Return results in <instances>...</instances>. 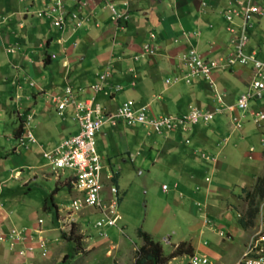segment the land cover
<instances>
[{
	"label": "crops",
	"instance_id": "obj_1",
	"mask_svg": "<svg viewBox=\"0 0 264 264\" xmlns=\"http://www.w3.org/2000/svg\"><path fill=\"white\" fill-rule=\"evenodd\" d=\"M46 1H0V110L4 109L8 115H12L16 124L11 133L6 136L8 140H14V145L8 148L4 143L0 144V171L7 164L12 165L13 171L23 167L25 163L20 165L22 161L28 157L29 159L34 157L30 152L32 145L39 147L43 157V152L52 150L62 140L74 135L65 132L60 125L59 129H62L66 137L57 142L54 141L52 145H47L48 149H45L47 147L44 144V134L42 132H39L40 135L35 134L30 129L29 121L33 118L32 105L37 106L39 102L42 103L46 96L50 97V103H53V96H62L64 89L59 94L55 91L59 89L57 76L58 78L62 76L61 80L65 85L71 84L79 98L82 90L85 93H91L92 95L85 99L95 100L103 112L110 113L122 103L116 101L117 94L111 92L115 91L114 82H118V91L122 88L121 86L125 88L127 85L128 91L133 90V93L130 99L124 101L131 100L135 107L146 106L148 116L151 118L163 115L172 117L184 115L190 111L191 107L212 111L215 106H219V103L215 101L218 96L221 97L223 105L229 106L234 105L242 94L253 93L251 88L253 73L250 65L232 64L215 70L212 75L214 86H211L201 77L186 81L184 76L187 74V68L180 60V55L193 47L212 59L224 58L233 50L224 15L234 0H64L62 9L64 23L61 27L55 26L51 19L35 15V11L40 9ZM201 1L205 2V5L201 6ZM100 3H103L105 11H108L111 22L107 23L102 17L101 24L96 20L94 25L85 23L82 29V24L88 20L89 15ZM112 10L117 13L125 12L126 17L114 20ZM222 21L228 33L226 37L219 31V28L223 27ZM7 28L10 29L12 36L5 33ZM247 34L249 41L246 45V53L254 52L257 58L264 59V45L258 41L264 39V33L255 34L257 41H253L255 36H252L250 27ZM54 42L58 45L57 53L61 55L49 53V48ZM143 44H148L154 49L155 52L152 55H155V58L149 55L140 56ZM77 45L78 48H75ZM80 45H83L82 49ZM5 47L14 49V52L4 55L2 48ZM57 62L60 64L57 69H54L53 66ZM53 71L56 77L52 76ZM36 76L43 78V82L37 83ZM44 76H47L48 80ZM163 76H165V83L169 86L160 88L156 84ZM95 84L99 85L97 91L93 88ZM47 90L53 91L48 95ZM5 100L8 102L3 107ZM251 102H258L260 105V100L255 101V98H252ZM113 103L116 106L112 108ZM49 105L48 103L41 106L42 113L48 110ZM54 107L57 115L62 117L69 115L72 118L70 112L59 114L55 104ZM254 109L264 112L260 106ZM239 112L242 111L236 109L234 113H230L223 110L222 113L214 115L210 120L213 121L211 124H209L210 121L189 124L187 130L178 127L174 131L162 130L157 133L148 127L140 126L147 130L148 134H158L164 137L165 141H169L167 145L170 146L166 148L167 150L169 148L174 150L170 139L179 141L184 137V142L190 144L189 136H195L192 149H187L182 154L185 162L179 169H172L175 176L178 177L180 174L178 178L180 182L182 181V191L178 193L181 198L188 199V211L192 215L196 213V208L201 207L204 210L209 204V202L201 203V200L198 201L196 197L202 171L206 174L209 170L212 174L215 171L227 169L225 161L229 153L227 148L220 146V142L224 144L227 142V137L219 138L225 131H228V135L234 131L233 118L241 117ZM17 116H26L28 120L21 124ZM43 121L38 119L37 125H42ZM48 121L44 122L47 130L48 126L50 127ZM121 123L132 127L122 121L115 125L104 124V126L116 127ZM27 132L32 135L35 143L32 144L28 138H25L23 144L30 150L27 149V153L21 158H18L20 154L15 158V153L21 152L14 150L18 145V136L20 135V139ZM237 132H243V128ZM98 155L100 157L99 153ZM127 155L132 161L129 153H119L123 161ZM100 158L103 161V158ZM195 159L199 161L195 162ZM200 164L203 166L201 167ZM2 173H0V190L5 181ZM109 174L106 175L103 172L105 188H108L110 184L115 185L121 196L118 186L119 171L111 172L110 180L107 179ZM34 175L31 178H34ZM208 179V182L206 181L207 196L210 195L211 188L214 186H211V175ZM176 183L174 184L177 185ZM8 212L9 207L2 201L0 195V229L2 230L7 226Z\"/></svg>",
	"mask_w": 264,
	"mask_h": 264
},
{
	"label": "rangeland",
	"instance_id": "obj_2",
	"mask_svg": "<svg viewBox=\"0 0 264 264\" xmlns=\"http://www.w3.org/2000/svg\"><path fill=\"white\" fill-rule=\"evenodd\" d=\"M257 1L262 12L250 22V31L252 36H255L253 41H257L255 34L264 33V0ZM96 8L89 15L88 20L82 24V29L85 23L94 25L96 20L100 22L103 18L107 23L111 22L103 3ZM222 25L219 31L226 37L228 33L225 31L223 21ZM5 33L12 36L9 28ZM258 41L264 45V39ZM79 47L82 49L83 45ZM57 48L58 45L54 42L49 48V53L61 55L57 53ZM75 48H78V45ZM148 55L155 58V55ZM59 64L57 62L53 68L57 69ZM69 65L71 67V64ZM45 75H47L46 72ZM52 76L56 77L54 71ZM45 77L48 80V77ZM61 77H56L59 83V89L55 90L57 94L65 85ZM164 77L156 84L160 88L169 86L165 83ZM35 81L43 82V78L36 76ZM117 83L113 84L115 91H111L117 94L116 101L121 103L130 99L133 90L128 91L126 85L125 88L121 86L123 90L121 88L118 91ZM52 91L47 90V94H51ZM91 95L82 90L79 99L82 100ZM46 97L37 106L32 105L33 118L29 122L30 129L35 134L39 132L44 134V144L47 147L45 149H48L47 145H52L54 141L57 142L66 137L62 129H59L60 125L70 134L77 133L78 125L69 115L63 117L57 115L54 104L50 103V97ZM7 102L6 100L3 102V107ZM48 103L50 104L48 110L42 113L41 106ZM150 105L153 107L152 103ZM111 106L113 108L116 104L113 103ZM258 106L264 109V91L260 105L258 102H250L249 110L244 113L239 112L242 119L244 115L241 121L243 132L233 131L228 135V131H225L220 136L219 139L227 137L225 144L220 142V146L227 148L229 153L225 161L227 169L215 171L212 174L209 170L206 174L202 171L196 197L198 201L201 200V203L209 202V204L204 210L201 207L196 208L194 215L188 211V199L179 196L178 192L182 191V181L180 182L178 178L180 174L178 177L175 176L172 169H179L185 162L182 154L187 149H192L195 136L188 135L190 144L184 142V137L179 139L180 142L170 139L174 150L170 148L167 150L166 148L170 146L167 145L169 141H165L161 135L148 134L147 130L140 126L127 127L122 123L116 127L103 126L96 136V148L100 157L103 158L102 165L105 173L119 171L118 186L121 190V201L118 212L122 221L118 223H120L119 227L123 224L121 228L124 231L120 233L115 228H110L106 238L100 237L93 228L98 219L94 209H89L84 215L71 214L66 210L60 213L61 207L70 208L73 195V192H70L63 183L67 176L61 175L57 180L48 168H43L45 160L39 147L32 145L30 152L34 157L32 159L28 157L21 162L20 165L23 163L25 165L18 169L21 171L18 177H14V172H11V164L5 165L0 171V173L3 172L2 178L5 179L4 183H1L3 187L0 195L2 201L9 207L10 216L6 219V228L3 229L6 235L0 244V264H135L137 251L142 245L141 238L137 236L139 228L161 245L165 257H168L176 246L184 241L192 248L191 253L206 256L210 264H235L251 238L264 223V194L255 189L257 180L264 176V125L261 127L254 125L247 116ZM12 119V115H8L4 109L0 110V144L4 143L8 148L14 145V140L6 138L16 125ZM38 119L44 120L42 125H37ZM47 120H49L48 125L50 124L48 130L44 126ZM212 122L210 121L209 124ZM54 126L55 128H52ZM250 147L254 150L253 152L249 150ZM27 149L30 150L27 146H23L20 153H15V158L19 154L18 158L24 156ZM120 152L129 153L132 161L128 155L125 161L120 159ZM198 161L195 159V162ZM200 166L203 165L200 164ZM43 173L45 177L42 176ZM58 173L61 174L60 171ZM33 174L35 179L31 178ZM210 175L211 186L215 187L211 188L212 191L210 190L211 193L207 196V183L204 178ZM164 184L166 190L162 189ZM56 187L58 191L54 193ZM248 210L254 211L252 221L249 220ZM39 219L43 221V224L39 223ZM239 219H242L243 223H240ZM11 229L27 231L28 235H31V231L37 230L33 236L35 241L31 239L26 243L27 246L33 247L31 252L26 253L25 241L13 245L15 239L10 232ZM226 229L229 238L225 237ZM36 235L40 236L36 237ZM77 235L81 236L79 245L75 239ZM38 239L41 240L40 244L44 242V249L38 247ZM20 250L25 251V254H19ZM191 253L170 259L167 264H187L188 255Z\"/></svg>",
	"mask_w": 264,
	"mask_h": 264
},
{
	"label": "built area",
	"instance_id": "obj_3",
	"mask_svg": "<svg viewBox=\"0 0 264 264\" xmlns=\"http://www.w3.org/2000/svg\"><path fill=\"white\" fill-rule=\"evenodd\" d=\"M238 7L243 21L241 25L235 26L231 23L227 27L230 33V43L233 50L225 57L218 59H209L196 48H189L180 55V60L187 68V74L184 76L186 81L194 77H201L205 82L214 86L212 74L216 69H223L232 64L250 65L252 68L251 88L252 92L242 94L234 105L225 106L222 104L221 97L218 96L216 103L219 106L210 110H201L197 107H191L187 114L179 116L163 115L158 117H149L146 106L135 107L131 100L124 101L116 106L113 112H103L100 105L92 99H79L76 93L67 87L62 96L56 98L57 107L60 111L69 109L72 118L78 124V133L62 140L56 147L43 154V157L52 169H60L62 174L66 173L67 184L75 192L74 198L70 203L69 212H79L84 209H94L99 215L94 223L99 235L106 236V229L116 226L119 219L117 207L119 201L118 189L115 185H109L105 188L103 181V172L105 169L95 148V138L104 124L115 125L122 121L128 126H144L160 133L162 130L174 131L178 127L187 130V125L197 124L198 122L207 123L212 120L215 114L227 110L230 113L240 110L245 112L249 108V101L252 98L259 99L264 90V60L258 59L254 52L246 53L248 36L246 34L247 21L255 12L253 0H238ZM233 15L239 12L231 11ZM112 18L118 20L125 18L126 13H117L112 10ZM228 19L231 16L227 17ZM58 23V22H57ZM143 54H152L154 49L148 44L142 46ZM142 54V55H143ZM190 78V79H189ZM94 90H99V85H95ZM118 90V89H117ZM213 101V100H212ZM213 101V102H215ZM252 121L260 125L264 123V112L261 110L249 113ZM234 128H240L241 122L239 116L233 118ZM31 142H34L31 134L25 135ZM107 175V174H106ZM110 173L107 179H111ZM166 186L163 185V189ZM40 222V220H39ZM15 239L14 244L24 242L26 253L31 252L33 247L27 246L28 240L35 241L33 235H28L25 231H11ZM38 247L44 249V242ZM23 246V245H22ZM19 254H25V251H19ZM188 264H210L208 258L200 254L189 256ZM235 264H264V223L255 236L247 244L240 259Z\"/></svg>",
	"mask_w": 264,
	"mask_h": 264
},
{
	"label": "clouds",
	"instance_id": "obj_4",
	"mask_svg": "<svg viewBox=\"0 0 264 264\" xmlns=\"http://www.w3.org/2000/svg\"><path fill=\"white\" fill-rule=\"evenodd\" d=\"M231 6H230V8L225 12V15H224V17H225V20H226V22H227V26L226 27H228L229 25H231V23L232 24H234L235 26H238V25H241V23H242V21H243V16L241 15V13H240V10H239V7H238V0H234L233 2H231ZM253 4H254V6H255V12L253 13V15L250 17V19L247 21V25H246V34H247V30H248V28L249 27H251V20L252 19H254L255 17H258V15L259 14H261V10H260V5H259V2L257 1V0H253ZM200 5L201 6H203V5H205V2H203V1H201V3H200ZM63 7H64V0H47L45 3H43V6L40 8V9H38V10H36L35 11V15L37 16V17H40V18H48V19H51V21L53 20V24L55 25V26H58V27H61L62 25H63V23H64V17H63V11H62V9H63ZM233 10H235V11H237V12H239V14L236 16V15H233V13L231 12V11H233ZM228 16H231V18L230 19H228L227 17ZM58 22V23H57ZM228 31V30H227ZM229 35H230V33H229ZM247 36H248V34H247ZM248 41H249V38H248ZM231 44V43H230ZM2 51H3V54L4 55H6L7 53H12V52H14V49H10V48H2ZM155 52V51H154ZM154 52L152 53V54H154ZM143 51L140 53V56H144V55H148V54H143ZM229 54V53H228ZM227 54V55H228ZM151 55V54H150ZM226 55V56H227ZM225 58V57H224ZM209 59H212V58H209ZM215 59V58H214ZM258 59H260V58H258ZM261 60H264V59H261ZM65 65V64H64ZM231 66V65H230ZM229 67V66H228ZM217 70V69H216ZM215 71V70H214ZM213 75V74H212ZM214 82V81H213ZM206 83H208V82H206ZM209 84V83H208ZM96 85V84H95ZM94 85V86H95ZM93 86V87H94ZM67 87H70L75 93H76V90H75V88L71 85V84H66L65 86H64V90L67 88ZM64 92V91H63ZM263 92V91H262ZM61 97V96H60ZM56 98H58L57 96H53V103L55 104V106H56V108H57V112L59 113V114H64L65 112H70V114H71V111H70V108L69 109H65V110H62V111H60L59 109H58V107H57V101L55 100ZM261 99V97L259 98V99H255V101H259ZM95 101V100H94ZM252 101V99L249 101V102H251ZM250 109V107L248 108V110ZM247 111V110H246ZM252 111H258V110H256V109H254V110H251L250 112H252ZM249 112V113H250ZM242 113H244V112H242ZM72 115V114H71ZM247 116H249L250 117V114H248ZM18 117V116H17ZM20 118V119H19ZM240 118V122L244 119V115H243V119H242V116L241 117H239ZM18 119L20 120V122H21V124L22 123H25V122H27V117L26 116H22V117H18ZM73 119V118H72ZM250 119L252 120V118L250 117ZM74 120V119H73ZM209 122V121H208ZM77 123V122H76ZM199 123V122H198ZM252 123L254 124V125H256V126H258V127H261V126H263L264 125V123H262V124H260V125H257V124H255L253 121H252ZM233 127H234V125H233ZM242 129V124H241V126H240V128H234V131H238V130H241ZM79 130V129H78ZM28 133V132H27ZM78 133V132H77ZM76 133V134H77ZM26 135V134H25ZM75 135V134H74ZM32 136V135H31ZM97 136V135H96ZM19 137H20V135L18 136V142H17V144L18 145H16L15 146V148H14V150L15 151H21L22 150V147L24 146V144H23V141H24V139H25V136H22L20 139H19ZM33 138V137H32ZM33 140H34V138H33ZM30 141V140H29ZM95 142H96V138H95ZM30 143H32V144H34L35 143V141L34 142H31L30 141ZM263 143V142H262ZM264 144V143H263ZM19 147V149L17 150V148ZM95 148H96V144H95ZM250 151H252L253 152V149L251 148L250 149ZM45 152H47V151H45ZM45 152H43V154L45 153ZM97 152V151H96ZM98 154V153H97ZM99 156V155H98ZM43 159H44V157H43ZM101 159V158H100ZM45 160V159H44ZM101 162H102V159H101ZM21 168V167H20ZM43 168H48L49 169V171H50V173L52 174V175H55V178L57 179V180H59L60 179V176L61 175H66V173L65 174H62V172H61V170L60 169H58V170H55V169H52L48 164H46V161L44 162V164H43ZM23 169V168H22ZM13 170H11V172H12ZM58 171H60L61 172V174H59L58 173ZM14 172V177H18V175H19V173H20V170H18V169H16V170H14L13 171ZM42 176L43 177H45L46 175L43 173L42 174ZM209 178V177H208ZM207 177L204 179L205 180V182L207 181L208 182V179ZM67 187H68V189H69V191L70 192H73V195H72V198H71V201H72V199L74 198V195H75V192L70 188V186L67 184L68 182H67V180H66V178H65V182H63ZM58 188V187H57ZM162 189H163V186H162ZM163 190H166V188L165 189H163ZM119 194V193H118ZM120 201H121V196L119 195V201H118V207H119V204H120ZM118 207H117V214H118V216H119V219L116 221V226L115 227H110V228H115L118 232H120V233H123L124 231H123V229L121 228L122 226H123V224L119 227V224L120 223H118V222H121L122 221V217H121V215L119 214V212H118ZM59 209V208H58ZM69 211V208L68 207H61L60 209H59V211H60V213L61 212H63V211ZM89 209H84V210H82V211H79V212H76V213H80L81 215H84V214H86L87 213V211H88ZM55 211L57 212V209H56V205H55ZM55 212V213H56ZM75 212H73L72 214H76ZM98 217H99V215H98ZM40 220V222L39 223H41V224H43V221L41 220V219H39ZM86 220V219H85ZM41 224H39V225H41ZM208 224V223H207ZM93 228H94V226H93ZM110 228H107L106 229V236L108 237V230L110 229ZM95 229V228H94ZM220 229V228H219ZM219 229H218V231H219ZM96 230V232H97V234L99 235V233H98V231H97V229H95ZM221 230V229H220ZM12 231V229L10 230V232ZM27 232V231H26ZM35 233H37V230H35V231H31V235H33L34 236V234ZM225 233V237H227V238H229L228 236H227V234H228V230L226 229V232H224ZM5 235L6 234H4V232H3V230L2 229H0V244L2 243V240H3V238L5 237ZM40 235H36V237H39ZM100 237H102V238H106V236H101V235H99ZM165 240V242L167 241L166 240V238L164 239ZM184 242V241H183ZM181 243V242H180ZM246 248V247H245ZM172 253V252H171ZM170 253V254H171ZM184 254H186L187 255V253H184ZM192 254H198V253H191V254H189L188 255V261H189V256H191ZM183 255V254H182ZM242 255V254H241ZM180 256V255H179ZM175 257H177V256H175ZM175 257H173V258H175ZM173 258H171V259H173ZM187 264H188V262H187Z\"/></svg>",
	"mask_w": 264,
	"mask_h": 264
},
{
	"label": "trees",
	"instance_id": "obj_5",
	"mask_svg": "<svg viewBox=\"0 0 264 264\" xmlns=\"http://www.w3.org/2000/svg\"><path fill=\"white\" fill-rule=\"evenodd\" d=\"M255 189L257 192L264 194V176L257 180V185H255ZM58 191L56 187L54 189V193ZM254 211L248 210V215L250 217V221L253 220L252 213ZM240 223H243L242 219H239ZM137 236L141 238L142 245L139 247L137 251V258L135 264H167V262L175 257L182 255L184 253H191L192 248L186 242H181L176 246V249L168 256L165 257L162 253L161 245L154 241L152 237L146 233L145 231L141 230L140 228L137 229ZM77 245L80 244L81 236H75Z\"/></svg>",
	"mask_w": 264,
	"mask_h": 264
}]
</instances>
